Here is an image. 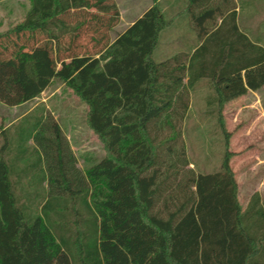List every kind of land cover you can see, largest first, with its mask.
Masks as SVG:
<instances>
[{
  "label": "trees",
  "instance_id": "1",
  "mask_svg": "<svg viewBox=\"0 0 264 264\" xmlns=\"http://www.w3.org/2000/svg\"><path fill=\"white\" fill-rule=\"evenodd\" d=\"M157 1L113 42L114 0H31L0 34V103L20 106L57 79L86 105L105 151L82 172L49 113L3 131L0 264H264V199L255 193L243 209L227 157L196 174L183 144L174 148L189 90L208 81L221 119L226 103L264 87V46L237 26L235 0H189L198 45L155 62L169 26ZM83 28L105 40L91 55L73 52ZM29 142L38 159L18 168ZM9 143L18 151L5 158ZM37 169L47 184L31 212L16 184Z\"/></svg>",
  "mask_w": 264,
  "mask_h": 264
},
{
  "label": "rangeland",
  "instance_id": "2",
  "mask_svg": "<svg viewBox=\"0 0 264 264\" xmlns=\"http://www.w3.org/2000/svg\"><path fill=\"white\" fill-rule=\"evenodd\" d=\"M130 1H114L123 21L107 33L108 41L120 34L129 20L135 19L143 11L145 4L151 2L152 5V0H138L142 7L137 12H130L127 10ZM163 3L166 5L167 2ZM186 4L187 1H184L178 5V9L182 10L181 17L175 21L170 19L171 11L165 10L163 15L169 26L159 36L153 54L155 62L165 61L179 53H190L198 45L191 21L185 12ZM238 6L240 30L246 33L250 40L264 46V0H239ZM30 7L31 0H0V34L21 23ZM159 8L161 10V7ZM81 33V36L73 41V52L77 54L91 55L105 43L102 41L96 45V40L90 39L91 31L88 28H83ZM67 41L68 39H64L63 42ZM12 50L13 48H10L7 54ZM211 97L213 91L206 80H201L189 90L185 117L181 122L175 119L181 137L176 141L174 148L179 150L183 144L189 163L187 168L196 174L218 171L227 157L237 183L238 201L244 209L255 193L264 199V87L255 94L247 93L226 103L221 119L216 106L208 102ZM36 111L43 115L49 113L58 123L75 158L76 167L82 172L105 156L102 143L87 126L86 105L57 79H54L38 97L23 105L8 107L0 103V149L4 143L3 131L18 123L25 115ZM12 133L13 129L10 130V136ZM11 144L4 152L5 158L18 151L15 149L17 143L14 147H11ZM28 146L30 148L27 152L24 150V161L18 168L33 165L38 159V154L33 152L34 144L29 142ZM42 175V171L37 169L16 184L19 199L22 198L27 205L30 203L31 212H34L37 202L46 191L47 183H39ZM78 206L84 213V207L81 204Z\"/></svg>",
  "mask_w": 264,
  "mask_h": 264
},
{
  "label": "crops",
  "instance_id": "3",
  "mask_svg": "<svg viewBox=\"0 0 264 264\" xmlns=\"http://www.w3.org/2000/svg\"><path fill=\"white\" fill-rule=\"evenodd\" d=\"M114 1H116V0H114ZM163 1H166L167 3H166V5L163 3ZM186 2L187 1V4H186V6H185V8L188 6V4H189V0H158L157 1V3H158V5H159V7H161V12L164 14V12H165V10H169V11H171L170 13H171V15H172V17H170V19L172 20V21H175V20H178L180 17H181V9L179 10L178 8H179V4L180 3H182V2ZM238 1L239 0H235V4H236V9H235V11H236V14H237V17H236V22H237V26L239 27V13H240V9H239V6H238ZM117 5V4H116ZM162 5H165V7H163ZM117 7H118V5H117ZM142 7V6H141ZM140 5H139V2H138V0H135V2H132V0L130 1V3H129V7L127 8V10L128 11H130V12H133V11H139L140 10ZM151 7V2H150V4H145V7L143 8V11L141 12V13H139V15L135 18V19H133V20H129V23L128 24H126V27H125V29L121 32V33H123L128 27H130L132 24H133V22L135 21V20H137L138 18H140L142 15H143V13L147 10V9H149ZM96 10L95 9H91V12H95ZM188 18H189V20H190V17H189V15H188ZM120 21H123V19H122V15H121V13H120V15H119V20H118V22H117V24L114 26V27H116L118 24H119V22ZM113 27V28H114ZM112 28V29H113ZM111 29V30H112ZM239 29H240V27H239ZM110 30V31H111ZM109 31V32H110ZM120 33V34H121ZM161 34V33H160ZM246 34V33H245ZM119 35V34H118ZM117 35V36H118ZM247 35V34H246ZM116 36V37H117ZM160 36V35H159ZM248 36V35H247ZM115 37V38H116ZM249 37V36H248ZM115 38L114 39H112V40H110V42H113L114 40H115ZM250 39V38H249ZM103 41H105V40H103ZM252 42H255V43H257V44H259V45H261L259 42H257V41H254V40H251ZM262 46V45H261ZM96 57H98V56H96ZM262 89V88H261ZM260 89V90H261ZM259 91V90H258ZM258 91H256V92H248V93H252V94H255V93H257ZM23 105V104H22ZM17 107V106H16Z\"/></svg>",
  "mask_w": 264,
  "mask_h": 264
}]
</instances>
